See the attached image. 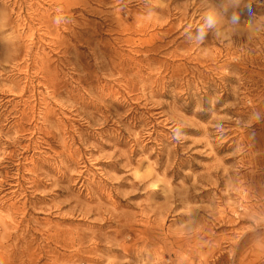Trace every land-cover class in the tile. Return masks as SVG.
<instances>
[{"label":"rangeland","instance_id":"1","mask_svg":"<svg viewBox=\"0 0 264 264\" xmlns=\"http://www.w3.org/2000/svg\"><path fill=\"white\" fill-rule=\"evenodd\" d=\"M0 264H264V0H0Z\"/></svg>","mask_w":264,"mask_h":264},{"label":"clouds","instance_id":"2","mask_svg":"<svg viewBox=\"0 0 264 264\" xmlns=\"http://www.w3.org/2000/svg\"><path fill=\"white\" fill-rule=\"evenodd\" d=\"M214 18L209 16L208 19H207V24L208 26H212L214 24ZM201 32H203V29H201Z\"/></svg>","mask_w":264,"mask_h":264},{"label":"bare ground","instance_id":"3","mask_svg":"<svg viewBox=\"0 0 264 264\" xmlns=\"http://www.w3.org/2000/svg\"><path fill=\"white\" fill-rule=\"evenodd\" d=\"M166 24V23H165Z\"/></svg>","mask_w":264,"mask_h":264}]
</instances>
